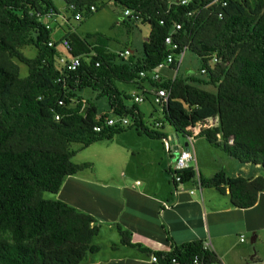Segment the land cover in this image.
<instances>
[{
	"label": "trees",
	"instance_id": "obj_1",
	"mask_svg": "<svg viewBox=\"0 0 264 264\" xmlns=\"http://www.w3.org/2000/svg\"><path fill=\"white\" fill-rule=\"evenodd\" d=\"M62 1L74 18L78 12L83 17L92 14V5L99 10L106 4ZM113 1L132 12L123 20L128 29L132 21L149 27L140 56H121L108 49L107 38L90 43L74 31L53 40L52 28L42 18L59 12L54 0H0V264H80L88 253L99 251L93 244L100 231L97 219L43 193H58L68 176L91 166L73 162L79 152L73 143L81 150L126 128L152 138L167 137L147 126L133 96L116 82L138 81L141 71L154 69L170 52L189 50L201 66L174 79H140L170 91L162 106L165 120L180 135H204L231 157L264 168V0H227L224 6L213 0ZM177 23L181 28L172 31ZM169 34L179 45L175 50L165 43ZM63 39L70 43V54L80 58L74 70L59 63ZM25 45L36 48L34 57L20 50ZM14 58L28 66L25 77ZM172 66L177 68L178 60ZM102 99L107 107L101 109ZM113 116L130 117L133 124L108 125ZM211 118L217 126L199 125L195 132L196 124ZM172 173L180 174L183 182L198 175L203 186L228 191L239 208L253 207L264 191L262 175L230 176L220 170L205 177L193 167ZM117 229L122 244L139 246L131 243L129 231L119 225ZM152 253L162 262L175 258L178 264H193L195 257L202 264L219 262L200 240Z\"/></svg>",
	"mask_w": 264,
	"mask_h": 264
},
{
	"label": "crops",
	"instance_id": "obj_2",
	"mask_svg": "<svg viewBox=\"0 0 264 264\" xmlns=\"http://www.w3.org/2000/svg\"><path fill=\"white\" fill-rule=\"evenodd\" d=\"M140 23L132 21L133 27L131 29L127 27V31L132 33V39L131 45L126 48L138 56L149 33L148 25L146 28ZM65 27V34L59 40L70 31L77 33L71 24ZM184 58L185 54L183 60ZM196 61L199 67L194 69L193 65L186 66L187 72L183 75L199 70L200 59ZM181 63L178 66V74L183 67H180ZM173 72L172 66L163 67L160 71L161 78L170 79L174 75ZM140 77L147 78L141 75ZM150 78L153 81L152 77ZM140 79L131 82L136 90L128 94L132 96L151 94L153 85ZM176 133L170 137L173 150L169 155L172 159L175 149L180 151L184 148V144H178ZM160 140L163 142V139ZM163 146L166 150L164 142ZM164 148L161 146L163 155ZM195 157L196 162L198 159L201 160L200 155ZM162 161L165 162L164 158ZM254 165L245 166L248 168H245L244 173L236 172L230 176H264V168ZM163 166L161 173L154 178H147L144 185L136 180L135 183L140 185L138 188L132 181L125 185L113 184L110 181L102 183L103 179L97 175L80 176L79 173L83 171L65 179L58 193L60 200L92 214L100 224V231L93 239V244L100 246V249L88 253L80 264H152L150 260L152 252L171 251L174 245L195 240L208 244L209 249L217 254L219 262L214 264H253L249 260H253L264 245V191L260 193L253 207L239 208L232 204L228 191L223 194L216 187L203 186L198 181V175L195 179L176 183L173 181V167L168 159ZM253 170L254 173H251ZM197 174L205 176L201 167ZM210 176L212 175L205 177ZM106 220L109 223L107 227L102 224ZM118 225L130 232L131 243L139 245L138 247L121 243V236L116 228ZM104 227L108 229L115 227L118 238L112 233L103 241L98 240L96 237L105 231ZM245 232L248 238L241 241V236H244ZM232 234L236 239L231 238Z\"/></svg>",
	"mask_w": 264,
	"mask_h": 264
},
{
	"label": "rangeland",
	"instance_id": "obj_3",
	"mask_svg": "<svg viewBox=\"0 0 264 264\" xmlns=\"http://www.w3.org/2000/svg\"><path fill=\"white\" fill-rule=\"evenodd\" d=\"M54 1L60 13L56 14L54 18L47 20L52 28L53 40H59L65 34V26L71 24L72 29L83 37H87L90 43H95L98 37L107 38L108 49L111 51L122 50L131 45L132 33L127 31V24L123 23L124 18H127V16H125V8L120 4L115 3L113 0H105L106 4L104 7L89 16H84L82 20H78L72 17L71 13L65 11V3L62 0ZM62 17L67 18V21L63 20ZM42 20L45 21L44 18ZM140 24L147 28L144 23L141 22ZM59 48L63 49L62 46H59ZM20 50L28 57H34L37 53L33 45L22 46ZM190 58H193V60H190ZM197 59L194 53L186 50L185 58L180 66L183 67L179 75L187 72L186 66L193 65L194 69H197L199 67V64L196 63ZM14 61L20 67L21 77H25L28 74V66L16 58H14ZM116 84L120 90L126 93L136 90L133 83L117 81ZM208 89L214 90L213 88ZM149 95H147L144 102L138 103L147 126L164 132L168 138L172 137L176 131L165 120L162 107L154 104L152 95L150 98ZM98 103L101 109L107 107L103 99ZM126 103L131 105L133 101L132 99H127ZM158 119L163 121V128H157L153 125V122ZM195 130H198V128ZM176 139L182 145L187 141L186 136L177 135V133ZM161 146L164 148L162 140L147 135H140L134 128H126V130L116 134L110 140L106 139L96 142L81 150L80 144L73 143L72 147L79 150V152L72 160L75 163L91 162L92 166L82 170L83 172L79 173L80 176L90 174L94 177L97 175L103 179L102 183L110 181L118 185L129 184L132 181V184L138 188L140 185H137L135 181L139 180V183L144 185L147 178L156 177L161 173L160 170L164 168L163 164L166 163L167 159L172 167L175 168L174 160L165 148L164 155L162 154ZM193 148L196 155L201 156V160L198 159L193 164L194 168L198 172L199 167H201V171L205 176L213 175L219 170H224L228 175H235L236 172L244 173L245 168H248L245 166H255L252 163H241V161L231 157L222 148L210 144L204 135H197L193 138L190 142V149L193 150ZM163 158L165 162L162 161ZM251 173H254V170ZM58 193L45 191L43 197L46 199H60ZM102 224L107 227L109 225L108 220L102 222ZM115 227L112 229L104 227L105 231L96 238L103 241L106 239L105 237H110L112 233L115 234V238H118ZM243 235L245 239L248 238L246 232ZM231 238L236 239L234 234L231 235ZM249 261H252L253 264H264V245L255 255V258Z\"/></svg>",
	"mask_w": 264,
	"mask_h": 264
},
{
	"label": "built area",
	"instance_id": "obj_4",
	"mask_svg": "<svg viewBox=\"0 0 264 264\" xmlns=\"http://www.w3.org/2000/svg\"><path fill=\"white\" fill-rule=\"evenodd\" d=\"M191 1L192 0H179V3L188 4ZM213 3L222 4L224 6V5L227 4V0H213ZM74 8H75L74 5H70V9L71 10H74ZM96 10L97 9H96V7L94 5H92L90 7V12H95ZM66 12L70 13L69 11H66ZM59 13L60 12H58V13L50 12L48 15L43 17L45 19V21H43V20L42 21L44 23H46L47 26L49 27L50 25L48 24L47 20L54 18V16L56 14H59ZM130 14H131V11H129V10L125 11V15H130ZM189 15H191V13H189ZM62 18H63V20L67 21V18H65V17H62ZM82 18H83V15H82L81 12L76 13L75 19L79 20V19H82ZM161 23H163V21H161ZM180 28H181V24L177 23L172 28V31L179 30ZM165 43L171 48V50H175V49H177L179 47V45L177 43L173 42L171 34H169L166 37ZM53 44L54 43L52 41L49 42V46H53ZM59 46H62L63 47V51H64V54H62L58 58L59 63L61 65H63V66H66L69 70L76 69L80 65V58L70 54L69 51H70L71 47H70V43H69L68 39H63L59 43ZM120 54H121V56L129 55V50H125L124 52H121ZM182 58H183V52L182 51L179 52V53L170 52L167 55L165 61L160 63L155 69H153L151 71H148V72L147 71H142L140 73V75L142 77L150 76V77H152L153 80H157L160 77L159 72H160L161 68H163L164 66L171 65L176 60H178V59L181 60ZM203 71H205V70H203ZM152 93H153V102L155 104L163 106L164 104H166L168 102V98H169L170 92L167 89L158 88V89H155L154 91H152ZM134 99H135L136 102H143L145 98H144V96H140V95L137 96L136 95ZM107 124L108 125L119 124L121 126H127V125L130 124V119L127 118V117H121V116L110 117L107 120ZM160 125H161L160 123L156 124V126H160ZM199 125H204V126H207V127H213V126L217 125V120L215 118H212V119H210L207 122L199 123ZM96 130L100 131L101 127L97 126ZM189 138L192 139L193 137L190 136ZM164 142H165L167 150L171 151L173 146H172V144L170 142V139L169 138H165ZM174 151H175V153L173 154V160H174V163H175V170H183V169L189 168L192 165V163L195 164L196 158H195V155H194V153H193V151L191 149H183L181 151H179L178 149H175ZM173 177H174V180L176 182L181 181V176L179 174H176V175L173 174ZM164 205L165 206H169L168 204H164ZM241 241H244V236H241ZM204 247L209 249V245L208 244H204ZM150 260H151L152 264H178V262H177V260L175 258H173L171 260V262H162V261L159 260V258L155 254H151ZM193 264H202V263L200 262V260L197 257H195V259L193 260Z\"/></svg>",
	"mask_w": 264,
	"mask_h": 264
},
{
	"label": "clouds",
	"instance_id": "obj_5",
	"mask_svg": "<svg viewBox=\"0 0 264 264\" xmlns=\"http://www.w3.org/2000/svg\"><path fill=\"white\" fill-rule=\"evenodd\" d=\"M177 2H179V0H177ZM127 11V10H126ZM130 11V10H129ZM131 14H132V12H131ZM130 14V15H131ZM125 16H129V15H125ZM125 50H129V55L131 54V49H129V48H125L124 50H122V51H119V54L121 53V52H124ZM64 52V51H63ZM183 52V57H184V54H185V50L184 51H182ZM121 55V54H120ZM129 55H125L124 57H128ZM181 60H183V58L181 59ZM181 60H179L178 59V66L180 65V63L182 62ZM164 62V61H163ZM215 61L213 60V63H214ZM162 63V62H161ZM169 66H172V64L171 65H168V66H164V67H169ZM173 67V66H172ZM156 68V67H155ZM154 68V69H155ZM162 69V68H161ZM161 69H160V71H161ZM153 70V69H152ZM173 70H174V72H173V77L172 78H170V79H174L175 77H176V75H178V67L177 68H174L173 67ZM203 70H205V69H203ZM202 70V72H205V71H203ZM151 71V70H150ZM142 72V71H141ZM159 75H160V77H159V79H157V80H160V78H161V73L159 72ZM148 77V76H147ZM150 77V76H149ZM155 89H158V88H155V87H153V89H152V91H154ZM151 91V90H150ZM152 91H151V95H152V102H153V93H152ZM170 92V91H169ZM135 96L136 95H133V98H135ZM137 96H139V95H137ZM140 96H142V95H140ZM144 98L146 99V96H144ZM145 99H144V101H145ZM169 99V98H168ZM134 101H135V99H134ZM143 101V102H144ZM136 102V101H135ZM137 104L138 103H142V102H136ZM154 103V102H153ZM168 103V102H167ZM155 104V103H154ZM161 106V105H160ZM162 107V106H161ZM113 117H117V116H113ZM121 117H124V116H121ZM127 118H129L130 119V124L129 125H127V126H130V125H132L133 124V120L130 118V117H127ZM212 119V118H211ZM207 121H209V120H207ZM157 123H160L161 125L160 126H156V124ZM153 125L155 126V127H157V128H162V126H163V122L161 121V120H155L154 122H153ZM127 126H124V127H127ZM217 126V125H216ZM195 127L196 128H198V130H195V132H199V129H200V127H199V124H196L195 125ZM214 127V126H213ZM178 133V132H177ZM179 134V133H178ZM180 135V134H179ZM187 137V141L186 142H188V147L186 148L184 145V148L183 149H190V146H189V144H190V142L193 140V138L195 137V135H193L192 137V139H190L189 137L190 136H186ZM165 138H168V137H165ZM165 138H162L163 139V142H164V139ZM170 139V138H169ZM177 141H178V144H180V141L178 140V139H176ZM170 142H171V139H170ZM185 142V143H186ZM164 144H165V142H164ZM171 144H172V142H171ZM172 146H173V144H172ZM183 149H181V150H183ZM166 150H167V148H166ZM171 150H173V147H172V149ZM180 150V151H181ZM192 151H194V150H192ZM167 152L168 153H170L171 151H168L167 150ZM194 153V152H193ZM194 155H195V153H194ZM173 156V155H172ZM196 158V157H195ZM196 163V162H195ZM194 163H192V165L190 166V167H193L194 168V165H193ZM189 167V168H190ZM187 169V168H186ZM195 169V168H194ZM173 171H175V168H173ZM176 175V174H175ZM180 175V174H179ZM172 176H173V173H172ZM173 180H174V177H173ZM198 181H200L199 180V177H198ZM174 182H175V180H174ZM182 182V179H181V181H179V182H177V183H181Z\"/></svg>",
	"mask_w": 264,
	"mask_h": 264
},
{
	"label": "water",
	"instance_id": "obj_6",
	"mask_svg": "<svg viewBox=\"0 0 264 264\" xmlns=\"http://www.w3.org/2000/svg\"><path fill=\"white\" fill-rule=\"evenodd\" d=\"M178 135V133H177ZM184 146L187 148L188 147V142L184 143Z\"/></svg>",
	"mask_w": 264,
	"mask_h": 264
}]
</instances>
